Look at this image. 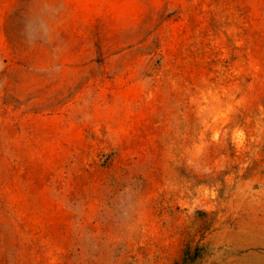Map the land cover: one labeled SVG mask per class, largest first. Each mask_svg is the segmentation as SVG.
<instances>
[{"label":"rangeland","instance_id":"374dc122","mask_svg":"<svg viewBox=\"0 0 264 264\" xmlns=\"http://www.w3.org/2000/svg\"><path fill=\"white\" fill-rule=\"evenodd\" d=\"M248 230L264 0H0V264L264 260Z\"/></svg>","mask_w":264,"mask_h":264},{"label":"bare ground","instance_id":"6f19581e","mask_svg":"<svg viewBox=\"0 0 264 264\" xmlns=\"http://www.w3.org/2000/svg\"><path fill=\"white\" fill-rule=\"evenodd\" d=\"M246 233L251 236L250 239H252V243L255 242L260 239L262 241H264V230L263 231H253V230H248L246 231ZM263 256H259L257 254H255L254 252L249 254V255H246L245 257H241L240 260L238 261V264H263L264 263V260L262 258ZM256 258H258L256 260Z\"/></svg>","mask_w":264,"mask_h":264}]
</instances>
